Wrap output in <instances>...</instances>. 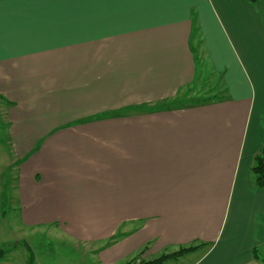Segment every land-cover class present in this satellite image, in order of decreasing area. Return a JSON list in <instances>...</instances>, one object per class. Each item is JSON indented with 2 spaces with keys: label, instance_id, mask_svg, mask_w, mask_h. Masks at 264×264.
<instances>
[{
  "label": "crops",
  "instance_id": "1",
  "mask_svg": "<svg viewBox=\"0 0 264 264\" xmlns=\"http://www.w3.org/2000/svg\"><path fill=\"white\" fill-rule=\"evenodd\" d=\"M207 77L221 100L142 112ZM0 101L23 230L264 264V0H0Z\"/></svg>",
  "mask_w": 264,
  "mask_h": 264
},
{
  "label": "rangeland",
  "instance_id": "2",
  "mask_svg": "<svg viewBox=\"0 0 264 264\" xmlns=\"http://www.w3.org/2000/svg\"><path fill=\"white\" fill-rule=\"evenodd\" d=\"M216 81L218 75L216 74ZM215 80L207 77L204 87L200 92H194L191 98H198L201 94L206 96L208 88L214 87ZM220 84L217 83V87ZM219 89V88H218ZM217 91L215 93L217 95ZM213 95V94H212ZM219 96V94L217 95ZM190 98V99H191ZM0 101V250H4L0 264H103L99 260L96 248L80 242H76L61 231L51 228H43L36 232L21 227L19 198H18V174L19 165L11 153L8 134V114L6 116ZM5 111V112H4ZM99 250V249H98ZM173 251L155 254L149 261L155 260L164 254ZM264 255V250L261 252ZM135 259V258H134ZM133 258L120 260L113 264H138ZM185 259H173L163 264H188ZM148 261V260H147Z\"/></svg>",
  "mask_w": 264,
  "mask_h": 264
},
{
  "label": "trees",
  "instance_id": "3",
  "mask_svg": "<svg viewBox=\"0 0 264 264\" xmlns=\"http://www.w3.org/2000/svg\"><path fill=\"white\" fill-rule=\"evenodd\" d=\"M219 100H221V98L219 96H211V97H207V98H191L188 100H173V101L166 103V104L163 103V104H160L157 106H153L152 108H150L148 110H143L142 112L154 113V112H158L160 110H165V108L166 109L174 108V106H177V105H183V106L185 105V106L195 107V106H198L201 104H207V103H211V102H215V101H219ZM144 109H146V108H144ZM124 114H127V112H124V113L110 112V113L98 116V117L91 119V120L92 121H98V120H103V119H109V118L116 117V116H121ZM252 175L254 177V181H255L256 186L260 189H263L264 188V148L254 158V165L252 167ZM192 249L193 248L181 249L175 253L164 254L163 256H161L155 260L148 261V262L141 260L138 264H163L164 262H166L168 260L179 258L180 256L191 251ZM3 253H4V250H0V259H2ZM142 253L143 252L139 253L138 256H136V258L134 259V261H138L142 255Z\"/></svg>",
  "mask_w": 264,
  "mask_h": 264
}]
</instances>
